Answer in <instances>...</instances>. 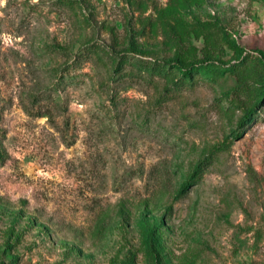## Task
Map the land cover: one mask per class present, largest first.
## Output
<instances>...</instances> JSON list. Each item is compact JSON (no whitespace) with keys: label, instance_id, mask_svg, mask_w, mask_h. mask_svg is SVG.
<instances>
[{"label":"rangeland","instance_id":"obj_1","mask_svg":"<svg viewBox=\"0 0 264 264\" xmlns=\"http://www.w3.org/2000/svg\"><path fill=\"white\" fill-rule=\"evenodd\" d=\"M259 90L264 0H0V264H264Z\"/></svg>","mask_w":264,"mask_h":264},{"label":"trees","instance_id":"obj_2","mask_svg":"<svg viewBox=\"0 0 264 264\" xmlns=\"http://www.w3.org/2000/svg\"><path fill=\"white\" fill-rule=\"evenodd\" d=\"M242 60H239L237 63H240ZM243 65V64H242ZM241 67V66H240ZM144 70L146 71H149V72H153V73H161L163 72L164 74L165 73H168V71L171 69H174V70H178V72L180 73V76L184 79H188L190 78L193 74H196L199 72V68L197 65H194V64H189V65H185L183 64L180 60H177L175 63H171V62H161V63H157L155 61L153 62H150V63H145L142 67ZM236 70H241V68H237ZM264 98V90H259L256 94V100L254 102V105L251 107V109L249 108L248 110L245 111V114L243 116V118L241 119V122L240 123H244V121H246L250 115L252 114V111L254 109V106L260 104V102L262 101V99ZM202 164H198L197 165V168H196V171L201 167ZM194 174H191L190 175V180L191 178L194 177ZM189 182V180H188ZM186 184H182L181 187H180V191H184L185 188H186ZM147 237H149V239L152 238V230L148 231V235Z\"/></svg>","mask_w":264,"mask_h":264}]
</instances>
